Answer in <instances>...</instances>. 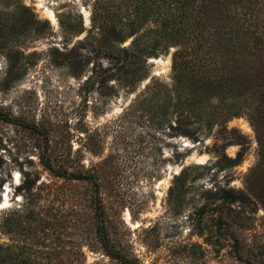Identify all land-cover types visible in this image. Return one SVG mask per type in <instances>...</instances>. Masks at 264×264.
Masks as SVG:
<instances>
[{"label":"rangeland","instance_id":"rangeland-1","mask_svg":"<svg viewBox=\"0 0 264 264\" xmlns=\"http://www.w3.org/2000/svg\"><path fill=\"white\" fill-rule=\"evenodd\" d=\"M135 2L0 0V264H264V120L239 101L222 129L186 136L170 112L127 114L151 78L172 83L180 48L171 6ZM131 14L156 56L129 86L102 27ZM221 189L250 209L215 211Z\"/></svg>","mask_w":264,"mask_h":264},{"label":"trees","instance_id":"trees-1","mask_svg":"<svg viewBox=\"0 0 264 264\" xmlns=\"http://www.w3.org/2000/svg\"><path fill=\"white\" fill-rule=\"evenodd\" d=\"M149 1L152 0H136V8ZM157 1L171 6L172 14L165 16L163 22L169 21L165 27L174 29L173 39L179 40L180 45L172 56V83L166 85L151 78L125 108L126 113L157 108L165 120L170 112L178 134L189 136L200 134L201 127L217 125L222 129L242 101L251 123L259 129L260 121L264 120V0ZM131 15L133 18L124 26L105 23L102 27L121 54L122 64L116 66V71H122L121 77L129 86L148 77L143 72L145 60L156 56V42L148 46V42L137 36L139 16ZM127 39H131L130 45L121 48ZM224 100L233 103L219 105ZM63 174L72 180L79 179L73 174ZM219 192L222 194L213 208L215 211L234 210L243 214L250 209L252 202L241 191L221 189ZM221 221L228 228L232 222L227 215ZM245 247L237 243L231 248L243 253ZM112 258L121 264H135L118 254Z\"/></svg>","mask_w":264,"mask_h":264},{"label":"bare ground","instance_id":"bare-ground-1","mask_svg":"<svg viewBox=\"0 0 264 264\" xmlns=\"http://www.w3.org/2000/svg\"><path fill=\"white\" fill-rule=\"evenodd\" d=\"M51 15H52V14H51ZM51 15L49 16V18L53 21V16H51ZM156 62H159V61L156 60ZM159 66L161 67L160 70H162V71L166 69V66H165L164 64L159 63ZM6 202H7V201H6V198H4V199H3V203L1 204V206H2V205H5Z\"/></svg>","mask_w":264,"mask_h":264},{"label":"water","instance_id":"water-1","mask_svg":"<svg viewBox=\"0 0 264 264\" xmlns=\"http://www.w3.org/2000/svg\"><path fill=\"white\" fill-rule=\"evenodd\" d=\"M154 61H155V59H154ZM160 68H161V67L158 65L157 68H156V71H155L156 74H158L159 72L162 71V70H160Z\"/></svg>","mask_w":264,"mask_h":264}]
</instances>
